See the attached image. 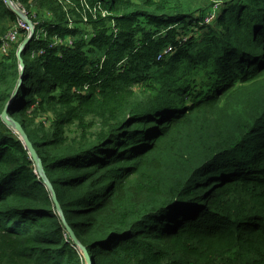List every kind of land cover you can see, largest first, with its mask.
<instances>
[{"label": "trees", "instance_id": "16d2710c", "mask_svg": "<svg viewBox=\"0 0 264 264\" xmlns=\"http://www.w3.org/2000/svg\"><path fill=\"white\" fill-rule=\"evenodd\" d=\"M0 0V264H264V0ZM217 5L215 16L205 18ZM168 50L167 52H165Z\"/></svg>", "mask_w": 264, "mask_h": 264}, {"label": "water", "instance_id": "95a60500", "mask_svg": "<svg viewBox=\"0 0 264 264\" xmlns=\"http://www.w3.org/2000/svg\"><path fill=\"white\" fill-rule=\"evenodd\" d=\"M5 3H7L9 5L8 0H4ZM12 10V9H11ZM13 11L19 15V12L17 10ZM25 22L28 24V26L30 27V31L28 32L27 36L23 39V41L20 43L19 45V49L17 51V57L20 63V67H21V75L23 72V61L21 59V52L23 47L25 46V44L30 40L32 33H33V25L31 23V21L29 20V18L24 17ZM21 82V77L18 81V84L16 85L11 98L9 99V101L7 102V104L5 105L3 111L0 114V119L1 121L8 127H10L13 131H15L19 137V139L21 140L22 144L24 145V147L28 150V153L30 155L31 160L34 162V165L36 167L37 172L39 173V175L41 176V178L44 180L47 188L50 191L51 194V199L54 203V206L56 207L57 210L60 211L59 209V205H58V201L56 198V194L53 191L51 185L49 184V182L47 181L46 177L44 176V172L42 169V162L41 159L38 157L32 143L30 142L27 134L25 133L24 129L22 128L21 124L19 122H17L16 120H14L13 118H11L8 115V108L11 105V103L13 102V100L16 98L17 94H18V88ZM62 222L63 225L65 227V230L67 231V233L69 234V237L72 239V241L74 242V244L81 250V254L85 260L86 264H91V260L90 257L88 255V252L86 250V248L80 244V242L77 240V238L75 237L74 233L72 232V230L70 229V227L66 224L65 220L62 218Z\"/></svg>", "mask_w": 264, "mask_h": 264}, {"label": "built area", "instance_id": "2783aa9c", "mask_svg": "<svg viewBox=\"0 0 264 264\" xmlns=\"http://www.w3.org/2000/svg\"><path fill=\"white\" fill-rule=\"evenodd\" d=\"M8 2H9V5L7 3L6 4L9 6V8L12 10L13 9L17 10L19 12V15H18L17 23L14 24L2 37L3 38V44H2V50L3 51L7 50L9 48V46L11 45V43L17 41V39H18V28H22L23 30H25L27 32V34L30 31V27L28 26V24L25 22V20L23 18V16L28 18L25 9L16 0H8ZM216 9H217V5H215L213 7L212 12L206 16V18H205L206 23H209L213 19V17L215 16V10ZM167 51L168 50H166L165 52H167Z\"/></svg>", "mask_w": 264, "mask_h": 264}, {"label": "rangeland", "instance_id": "374dc122", "mask_svg": "<svg viewBox=\"0 0 264 264\" xmlns=\"http://www.w3.org/2000/svg\"><path fill=\"white\" fill-rule=\"evenodd\" d=\"M190 2L195 7L197 6H202V7L208 6L209 7L211 0H190Z\"/></svg>", "mask_w": 264, "mask_h": 264}]
</instances>
